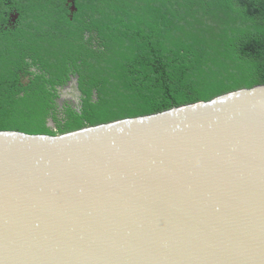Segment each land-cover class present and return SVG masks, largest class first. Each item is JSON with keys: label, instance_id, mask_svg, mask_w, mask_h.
I'll return each mask as SVG.
<instances>
[{"label": "water", "instance_id": "95a60500", "mask_svg": "<svg viewBox=\"0 0 264 264\" xmlns=\"http://www.w3.org/2000/svg\"><path fill=\"white\" fill-rule=\"evenodd\" d=\"M58 89L76 100L77 76ZM0 264H264V84L0 130Z\"/></svg>", "mask_w": 264, "mask_h": 264}, {"label": "trees", "instance_id": "16d2710c", "mask_svg": "<svg viewBox=\"0 0 264 264\" xmlns=\"http://www.w3.org/2000/svg\"><path fill=\"white\" fill-rule=\"evenodd\" d=\"M72 1L69 16L66 0H11L4 29L0 0V130L60 134L264 84V0ZM69 75L82 108L50 128Z\"/></svg>", "mask_w": 264, "mask_h": 264}, {"label": "flooded vegetation", "instance_id": "af4514ba", "mask_svg": "<svg viewBox=\"0 0 264 264\" xmlns=\"http://www.w3.org/2000/svg\"><path fill=\"white\" fill-rule=\"evenodd\" d=\"M2 2L4 3V5L6 6L7 10L5 12V20L2 24V28L4 29H13L16 26L17 20H18V12L17 10L11 5V0H2ZM65 6L68 9V15L70 16L72 12L75 11V7L73 5V1L72 0H66ZM88 37V35H86ZM85 36V37H86ZM93 42V40H92ZM31 71H35V68H31ZM32 78L31 74H27L24 73L23 71L20 72V85H22L23 87H26L29 83L30 80ZM69 79V78H68ZM68 81V80H67ZM67 81L61 85V86H56V95L53 96V106H51L48 109V117L46 118V124L50 127V128H54V122H53V118L52 116H54L55 118H57L58 120H60L61 122H64L65 120V111L67 109H74L75 111H80L82 108V99L84 97V95L82 94V92L80 91V95L77 96L74 100L71 97V100H69L68 98L62 97L61 93L59 92V87H64L67 84ZM92 99L95 100V91H92ZM48 119H51L52 124L48 121ZM52 126H51V125Z\"/></svg>", "mask_w": 264, "mask_h": 264}, {"label": "rangeland", "instance_id": "374dc122", "mask_svg": "<svg viewBox=\"0 0 264 264\" xmlns=\"http://www.w3.org/2000/svg\"><path fill=\"white\" fill-rule=\"evenodd\" d=\"M51 125V124H50ZM52 126V125H51Z\"/></svg>", "mask_w": 264, "mask_h": 264}]
</instances>
